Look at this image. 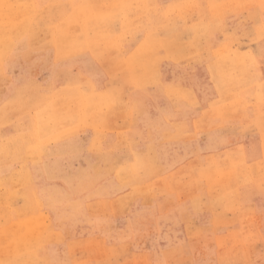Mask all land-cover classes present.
<instances>
[{
	"label": "rangeland",
	"instance_id": "obj_1",
	"mask_svg": "<svg viewBox=\"0 0 264 264\" xmlns=\"http://www.w3.org/2000/svg\"><path fill=\"white\" fill-rule=\"evenodd\" d=\"M3 1L0 264H264V0Z\"/></svg>",
	"mask_w": 264,
	"mask_h": 264
},
{
	"label": "bare ground",
	"instance_id": "obj_2",
	"mask_svg": "<svg viewBox=\"0 0 264 264\" xmlns=\"http://www.w3.org/2000/svg\"><path fill=\"white\" fill-rule=\"evenodd\" d=\"M21 1H22V0H21ZM187 1H188V0H187ZM22 2H23V1H22ZM53 2H54V0H53ZM56 2H57V0H56ZM23 3H24V2H23ZM47 3H48V2H47ZM47 3H46V4H47ZM145 3H146V2H145ZM186 3H187V2H185L184 4H186ZM195 3H196V1H195ZM0 4L3 6V8H6V7H7L6 2L3 1V0L0 1ZM19 4H20V3H19ZM51 4H52V3H51ZM143 4H144V3H143ZM182 4H183V3H182ZM48 5H49V4H48ZM150 5H152V4H150ZM37 6H38V5H37ZM52 6H54V5H52ZM63 6H64V5H63ZM148 6H149V5H148ZM195 6H196V4H195ZM195 6H194V7H195ZM49 7H50V6H49ZM138 7H140V6H138ZM149 7H150V6H149ZM184 7H185V6H184ZM190 7H191V6H190ZM196 7H197V6H196ZM58 8H59V7H58ZM42 9H45V8H42ZM55 9H56V6H55ZM149 9H150V8H149ZM188 9H189V7H188ZM190 9H191V8H190ZM45 10H46V9H45ZM45 10H44V11L42 10V12L45 13ZM50 10H51V9H50ZM50 10H49V11H50ZM74 10H75V9H74ZM83 10H84V9H83ZM88 10H90V9H88ZM47 11H48V10H47ZM47 11H46V12H47ZM49 11H48V12H49ZM55 11H56V10H55ZM197 11H198V10H197ZM24 12H25V10H24ZM42 12H41V13H42ZM52 12H53V11H52ZM56 12H57V11H56ZM56 12H55V13H56ZM80 12H81V11H80ZM38 13L40 14V12H38ZM49 13H50V12H49ZM84 13H85V10H84ZM52 14H53V13H52ZM29 15H30V14H29ZM36 15H37V14H36ZM53 15H54V14H53ZM32 16H33V15H32ZM38 16H39V15H38ZM54 16H55V15H54ZM48 17H49V16H47V18H48ZM35 18H37V16H36ZM44 18H45V15H44ZM44 18H43V19H44ZM53 18H54V17H53ZM155 18H156V17H155ZM40 19H41V18H40ZM43 19H42V20H43ZM49 19H50V18H49ZM57 19H58V18H57ZM34 20H35V19H34ZM36 20H37V19H36ZM53 20H54V19H53ZM44 21H45V20H44ZM54 21H56V20H54ZM77 21H78V20H77ZM63 22H65V21H63ZM29 23H30V21H29ZM44 23H45V22H44ZM52 23H53V22H52ZM55 23H56V22H55ZM68 23H69V22H68ZM78 23H79V22H78ZM144 23H145V22H144ZM28 25H29V24H28ZM45 25H46V23H45ZM64 25H65V24H64ZM64 25H63V26H64ZM66 25H68V24H66ZM73 25H74V24H73ZM78 25H79V24H78ZM71 26H72V25H71ZM75 26H76V25H74V27H75ZM23 27H24V26H23ZM31 27H32V26H31ZM64 27H65V26H64ZM69 27H70V26H69ZM78 27H79V26H78ZM27 28H28V27H27ZM40 28H41V27H40ZM44 28H45V27H44ZM70 28H71V27H70ZM72 28H73V27H72ZM79 28H80V27H79ZM75 29H76V30L78 29L77 26H76ZM41 30H42V29H41ZM70 30H72V29H70ZM67 31H69V30L67 29ZM74 32H75V31L72 30V33H74ZM41 33H42V32H41ZM74 34H75V33H74ZM39 35H41V34H38V36H39ZM34 37H35V36H34ZM39 38H40V37H39ZM229 52H230V51H229ZM232 54H233V53H232ZM237 55H238V54H237ZM226 56H227V55H226ZM234 56H235V57H234ZM228 57H229V55H228ZM233 57L236 58V55L234 54ZM239 57H240V56H239ZM219 58H220V57H219ZM224 58H225V60H227L225 56H224ZM224 58H223V59H224ZM230 59H231V57H230ZM216 60H217V59H216ZM239 60H241V59H239ZM246 60H247V59H246ZM223 61H224V60H223ZM241 61L244 63L243 60H241ZM247 61H248V60H247ZM217 62L219 63V59H218ZM224 62L227 63L226 61H224ZM229 62H230V60L228 61V64H229ZM218 63L216 64V68L219 67V66L217 67ZM222 63H223V62H222ZM225 63H223L224 65H222L221 62H220V64H221L223 67L226 65ZM247 63H248V62H247ZM249 63H251V61H249ZM249 63H248V64H249ZM244 64H245V63H244ZM248 64H247V65H248ZM230 65H231V63H230ZM232 65L234 66V64H233V60H232ZM238 65H240V63H238ZM250 65H252V64H249V66H250ZM228 66H229V65H228ZM228 66H227V68H229ZM236 66H237V65H235L234 68H236ZM244 66H245V65H244ZM252 66H253V65H252ZM225 67H226V66H225ZM237 67H238V66H237ZM246 67H247V66H245V70H246ZM219 68H220V67H219ZM219 68H218V69H219ZM234 68H233V69H234ZM240 68L242 69V68H244V67H242V65H241ZM218 69H217V70H218ZM229 69H232V66H231V68H229ZM233 69H232V70H233ZM247 69H248V67H247ZM219 70H220V72H221V69H219ZM227 70H228V69H226V71H227ZM243 70H244V69H243ZM248 70H249V69H248ZM230 71H231V70H230ZM238 71H242V70H240V69L238 68ZM223 72H224V70H223ZM227 72H228V71H227ZM215 73H216V72H215ZM233 73H234V72H233ZM237 73H239V72H237ZM241 73H242V72H241ZM241 73L238 74V75H241ZM244 73H245V72H244ZM247 73H248V72H246L245 74H247ZM219 74H220V73H219ZM221 74H222V73H221ZM238 75H237V76H238ZM251 75H252V74H251ZM222 76H223V74H222ZM246 76H247V75H246ZM259 76H260V75H259ZM247 77H248V76H247ZM214 78H215V77H214ZM232 78H234L233 75H232ZM232 78H230L231 81H234ZM235 78H236V77H235ZM245 78H246V77H245ZM222 79H225V78H224V77H221V80H222ZM230 79H229V81H230ZM236 79H237V78H236ZM240 79H241V76H240ZM242 79H244V78L242 77ZM242 79H241V80H242ZM246 79H247V78H246ZM246 79H245V80H246ZM245 80H244V81H245ZM247 80H248V79H247ZM247 80H246V81H247ZM258 80H259V79H258ZM219 81H220V79H219ZM222 81H223V80H222ZM222 81H221V83H223ZM224 81H226V80H224ZM231 81H230V82H231ZM235 81H236V80H235ZM235 81L233 82V84H234L233 86H235ZM237 81H238V80H237ZM238 83H239V82H238ZM247 83L249 84V82H247ZM247 83H246V84H247ZM223 84H224V83H223ZM225 84H226V83H225ZM225 84H224V86H225ZM241 84H242V83H241ZM244 84H245V83H244ZM248 84H247V85H248ZM230 85H231V83H230ZM236 85H237V83H236ZM242 85H243V84H242ZM231 86H232V85H231ZM244 86H245V85H244ZM226 87H228V85H227ZM242 87H243V86H242ZM242 87H241V89H242ZM235 88H236V87H235ZM238 88H239V86H238ZM220 89H221V87H220ZM223 90H224V89H223ZM225 90H226V89H225ZM227 90H228V89H227ZM230 90H231V89H230ZM233 90H234V88H233ZM235 90H236V89H235ZM235 90H234V91H235ZM229 93H230V91H229ZM234 93H235V92H232V91H231V95L234 94ZM223 94H224V93H223ZM225 94H227V93H225ZM225 94H224V95H225ZM229 95H230V94H229ZM226 96H228V95H226ZM63 97H65V96H63ZM63 97H61V99H62ZM66 97H68V95H66ZM68 98H70V96H69ZM71 98H72V97H71ZM71 98H70V99H71ZM74 98H77V97H74ZM79 99H80V98H79ZM80 100H81V99H80ZM53 101H54V100H53ZM73 101H74V100H73ZM50 103H51V102H50ZM73 103H74V102H73ZM73 103H72V104H73ZM77 103H78V102H77ZM75 104H76V103H75ZM75 104H74V105H75ZM49 105H50V104H49ZM77 105L79 106L80 104H77ZM69 107H70V106H69ZM47 108H48V107H47ZM51 108H52V107H50V109H51ZM55 108H56V107H55ZM58 108H59V107H58ZM71 108L74 109V106L71 107ZM71 108H70V109H71ZM75 108H76V107H75ZM77 108H80V107H77ZM248 108H249V107H248ZM251 108H252V107H251ZM50 109H49V110H50ZM52 109H53V108H52ZM46 110H47V109H46ZM68 110H69V109H68ZM69 111H70V110H69ZM72 111L75 112L74 110H72ZM72 111H71V112H72ZM46 112H48V110H47ZM64 112H65V110H64ZM202 112H204V111H202ZM49 113H50V112H49ZM205 113H206V112H205ZM69 114H70V113H69ZM49 115H50V114H49ZM51 115H52V114H51ZM59 115H60V118H61V113H59ZM64 115H65V113H64ZM66 115H67V114H66ZM67 116H68V115H67ZM52 117H53V115H52ZM52 117H51V120H52V119L55 120V118H52ZM62 117H64L63 114H62ZM67 118H68V117H67ZM56 119H57V118H56ZM51 120H50V121H51ZM60 120H61V119H60ZM62 120H64V119L62 118ZM56 121H58V120H56ZM56 121H55V122H56ZM149 122H150V120H149ZM149 122H148V123H149ZM153 122H155V121L153 120ZM153 122H152V123H153ZM146 123H147V122H146ZM157 123H158V122H157ZM154 125H155V124H154ZM142 126H143V124H142ZM167 126H168V125H166V127H167ZM159 127H160V126H159ZM145 128H147V127H145ZM150 128L153 129V127H150ZM164 128H165V127H164ZM138 129H139V128H138ZM142 130H143V129H142ZM147 130H148V129H147ZM144 131H145V130H144ZM165 132H166V131H165ZM167 132H168V131H167ZM148 133H149V132H148ZM24 147H26V146H24ZM29 149H30V148H29ZM239 155H240V154H239ZM242 155H243V153H242ZM238 157H239V156H238ZM214 161H215V160H214ZM221 162H222V161H221ZM225 162H226V160H225ZM226 163H227V162H226ZM224 164H225V163H224ZM222 166H223V164H222ZM227 166L229 167V164H228ZM223 168H224V167H223ZM228 169H230V168H228ZM224 170H225V171H224ZM223 171L226 173V168L223 169ZM220 172H221V171H220ZM220 175H222V172H221ZM223 177H224V176H223ZM28 202H29V203H33V200L28 199ZM33 204H34V203H33ZM22 206H23V205H21V207H22ZM23 207L25 208V206H23ZM34 207H35V206H34ZM34 207H32V208H34ZM29 208H30V206H29ZM35 208H36V207H35ZM22 209H23V208H22ZM23 210H24V209H23ZM37 210H38V209H37ZM21 211H22V210H21ZM29 211H30V210H29ZM32 211H33V210H32ZM32 211H31V212H32ZM24 213H25V212H24ZM28 214H29V213H28ZM20 215H21V214H20ZM27 217H28V216H27ZM19 218H20V217H19ZM21 218H22V217H21ZM27 219H28V218H27ZM36 222H37V221H36ZM21 223H22V222H21ZM25 226H26V224H25ZM29 226L31 227L32 224L29 225ZM27 237H28V236H27ZM17 238H18V236H17ZM25 238H26V237H25ZM16 240H17V239H14V241H16ZM10 243H11V242H10ZM8 244H9V243H8ZM10 245H11V244H10ZM17 246H18V245H17ZM8 247H9V245H8ZM4 250H5V249H4ZM8 254H10V253H8ZM12 255H13V254H12ZM14 257H15V256H14ZM23 257H24V255H23ZM27 257H28V255H27Z\"/></svg>",
	"mask_w": 264,
	"mask_h": 264
},
{
	"label": "snow or ice",
	"instance_id": "obj_3",
	"mask_svg": "<svg viewBox=\"0 0 264 264\" xmlns=\"http://www.w3.org/2000/svg\"><path fill=\"white\" fill-rule=\"evenodd\" d=\"M262 55H264V53H262Z\"/></svg>",
	"mask_w": 264,
	"mask_h": 264
}]
</instances>
